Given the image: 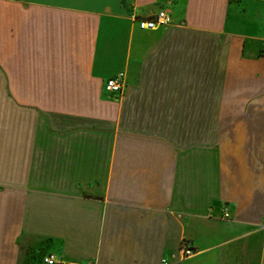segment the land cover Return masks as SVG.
Segmentation results:
<instances>
[{
  "label": "crops",
  "instance_id": "crops-1",
  "mask_svg": "<svg viewBox=\"0 0 264 264\" xmlns=\"http://www.w3.org/2000/svg\"><path fill=\"white\" fill-rule=\"evenodd\" d=\"M48 254L264 264V0H0V264Z\"/></svg>",
  "mask_w": 264,
  "mask_h": 264
},
{
  "label": "built area",
  "instance_id": "built-area-1",
  "mask_svg": "<svg viewBox=\"0 0 264 264\" xmlns=\"http://www.w3.org/2000/svg\"><path fill=\"white\" fill-rule=\"evenodd\" d=\"M136 26L139 30L143 31H153L157 27L166 26L169 24L170 19L166 11H158L151 18L144 19H135ZM122 88V79L121 75H116L106 79L103 85V89L108 94H117L121 91ZM223 216L226 217L227 214L223 213ZM178 251L180 258H186L193 254V249L189 241L182 239L178 245ZM42 264H63L62 261L56 260L51 254H48L41 259Z\"/></svg>",
  "mask_w": 264,
  "mask_h": 264
}]
</instances>
